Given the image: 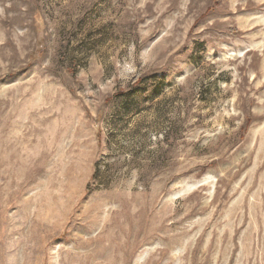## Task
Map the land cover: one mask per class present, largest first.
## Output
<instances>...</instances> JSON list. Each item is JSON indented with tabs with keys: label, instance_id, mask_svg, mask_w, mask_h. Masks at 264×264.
Returning <instances> with one entry per match:
<instances>
[{
	"label": "rangeland",
	"instance_id": "374dc122",
	"mask_svg": "<svg viewBox=\"0 0 264 264\" xmlns=\"http://www.w3.org/2000/svg\"><path fill=\"white\" fill-rule=\"evenodd\" d=\"M0 264H264V0H0Z\"/></svg>",
	"mask_w": 264,
	"mask_h": 264
}]
</instances>
